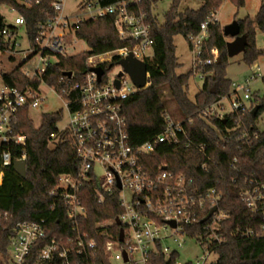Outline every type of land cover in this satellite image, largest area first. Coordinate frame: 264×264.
Masks as SVG:
<instances>
[{
    "label": "built area",
    "instance_id": "2783aa9c",
    "mask_svg": "<svg viewBox=\"0 0 264 264\" xmlns=\"http://www.w3.org/2000/svg\"><path fill=\"white\" fill-rule=\"evenodd\" d=\"M72 3L73 7L66 13L67 0H17L20 7H38L44 17L36 25L33 40L27 32L24 17L15 9L5 7L14 14L11 23H6L2 16L5 25L0 29V61L15 64L11 71L5 73L10 74L19 68L27 82L19 87L5 85L0 80L1 168L13 167L16 161H26V136L15 130L18 114L27 107L30 115L48 96L59 99L63 107L56 112L61 115V120L48 138V146L53 148L60 142L68 141L79 162L76 173L60 174L56 185L48 193L64 204L75 235L49 238L45 220L19 222L13 227L6 264H24L30 251L38 246L40 250L35 264H93L90 258L95 255L97 242L78 229L79 219L86 218L87 214L79 200V193L87 183L95 184L99 204L106 196L116 193L121 209L116 218L96 224L105 238L103 248L110 264H154V259L160 256L165 261L175 257L173 264L215 263L217 255L214 248L224 243L221 223L228 218V213L217 207L222 193L210 188L201 194L186 174L168 171L166 166L151 171L146 160L157 144H173L188 149L192 142L183 127L186 120L174 117L166 110L162 114L164 130L152 143L133 146L128 135L122 104L149 86V74L146 71L145 85L139 89L122 63L133 59L146 65L153 57L154 42L144 12L136 10V0L108 6L101 5L99 1L72 0ZM108 16L113 18L118 38L125 45L107 53L89 55L83 74L78 77L69 72L70 76H66L64 74L68 72H64L59 89L48 85L44 75L49 67L56 64L59 58L72 57L67 49L73 41L79 40L74 27ZM216 22L215 14H212L200 25L197 34L186 37L193 55L191 73L201 81L206 77L207 68L218 59L216 48L205 49L209 39L208 28L217 25ZM205 52L207 57H204ZM16 57L17 62H13ZM113 68H118L115 76L110 75ZM96 69L103 71L100 77ZM263 80L264 71L257 60L243 84L232 82L229 95L210 106L203 120L207 115L225 121L230 114H244L253 100L252 87L261 83L264 88ZM63 110L67 120L60 127ZM235 124L238 128L242 126L240 120ZM253 139H257V134L253 135ZM250 140V133L242 131V145H249ZM18 148L20 154L16 156L13 150ZM199 150L202 151L203 147L200 146ZM233 162L237 160L233 159ZM2 176L1 172L0 182ZM239 199L254 220L261 218L264 221V180L243 175ZM213 207L216 210L205 220L204 233H192ZM113 226L119 229L116 237L107 231ZM120 230L123 232L122 241L119 240ZM240 233L246 238L264 237V222L256 229L248 228ZM166 241L175 248L164 246ZM187 241L194 242L202 254L181 263L179 251Z\"/></svg>",
    "mask_w": 264,
    "mask_h": 264
},
{
    "label": "trees",
    "instance_id": "16d2710c",
    "mask_svg": "<svg viewBox=\"0 0 264 264\" xmlns=\"http://www.w3.org/2000/svg\"><path fill=\"white\" fill-rule=\"evenodd\" d=\"M84 2L99 1L108 6L127 0H83ZM136 10L144 12L151 27L153 39V57L146 63L149 74V86L139 91L122 104V112L127 120L128 135L133 146L152 143L164 130L162 114L168 110V104L174 105L170 114L184 118L183 124L187 138L192 142L188 149L173 144H157L153 152L146 157L151 171L159 166H166L168 171L186 174L194 181L201 194L210 188L222 193L217 203L219 210L228 213V218L221 223L224 243L215 247L217 260L213 264H264V237H243L240 231L257 228L263 224L261 218L255 220L239 199L242 188V176L250 175L264 180V129L257 127L258 119L264 114V93H254L250 109L244 114L233 113L224 120L209 115L203 120L207 109L221 98L229 95L232 82L226 76L228 57L226 39L223 30L217 25L208 28L209 39L205 43L208 51L216 48L220 62L207 68L200 91L194 100L188 98V82L192 75H177L178 68L175 55L174 37L197 34L200 25L215 14L222 5L221 0H200L198 9L186 8L179 10L185 0H171L163 22L154 14L160 0H136ZM236 6L244 5V0H230ZM15 9L26 21L27 32L33 40L36 25L44 17L38 7L29 9L20 7L17 0H0V8ZM241 34L248 37V46L242 54V61L247 66L253 65L262 55V50L255 47V30L264 33V6L262 5L253 19L245 18L238 21ZM4 19L0 14V29L4 27ZM77 39L82 40L89 48L88 53H80L69 58H59L58 62L49 67L44 75L48 85L60 88V77L64 72H73L76 76L83 74L85 62L89 55L107 53L125 45L118 38L113 18L104 17L97 20L82 22L74 27ZM207 57V52L204 53ZM0 80L8 86H22L27 82L20 69L10 74L0 67ZM264 84V80H263ZM167 93V96L164 95ZM259 109L253 116V108ZM61 120L58 113L44 114L41 125L36 128L29 117L28 108L18 114L16 132L26 136V178L21 179L13 167L1 168L3 173L0 182V264L7 263L8 246L13 237V227L19 222H40L45 220L48 237H73L72 222L67 218L63 203L50 197L48 193L57 183L60 174H75L79 165L76 154L68 141L60 142L51 148L48 138L55 132V126ZM240 120L242 126L235 122ZM191 121V122H189ZM250 133L249 145L240 142L242 131ZM257 134V139L253 135ZM219 136L221 139H219ZM203 150L200 151L199 147ZM14 155L20 154L19 148L13 150ZM233 159L237 162L234 163ZM79 200L86 209V218L79 219L78 229L81 234L97 242L93 264H110L104 252L105 238L96 224L109 221L121 212L117 203L116 193L106 196L102 204L97 201V189L94 183H87L79 193ZM205 220H201L192 233L203 234ZM118 227H108L107 231L116 237ZM39 246L30 251L24 264H35ZM175 257L165 261L163 257L154 259V264H173ZM54 264H61L56 262Z\"/></svg>",
    "mask_w": 264,
    "mask_h": 264
},
{
    "label": "rangeland",
    "instance_id": "374dc122",
    "mask_svg": "<svg viewBox=\"0 0 264 264\" xmlns=\"http://www.w3.org/2000/svg\"><path fill=\"white\" fill-rule=\"evenodd\" d=\"M222 1V0H221ZM199 0H186L181 3L179 10L183 11L186 8L195 9L199 5ZM171 4V0H160L154 9V14L160 22H163V18L165 13L168 11ZM264 4V0H244L243 6H236L232 1L225 0L222 1V5L220 6L217 14L215 13V18L217 19V26L221 30L227 25H230L234 21L238 22L244 20L245 18L253 19L257 12L259 11L260 7ZM73 7L72 0H67L66 5V13H69L70 9ZM0 14L5 18L6 23H11L14 18V14L9 12L5 7L0 8ZM227 42H230L231 38H225ZM174 46H175V53L179 58V62L181 67L177 70L178 74H185L190 71L191 66V54L189 53L188 45L186 39L181 36L174 37ZM255 47L257 49L262 50V55L258 59V63L261 66L262 70L264 71V33L259 30H255ZM89 48L85 44L84 41L76 40L73 41V44L70 48L67 49V53L69 56H75L80 53H88ZM16 59L13 62H17ZM253 65L247 66L242 61V55L236 56L232 59H228V65L226 67V76L231 82L235 84H243V81L247 75L250 73V69ZM0 67L5 72L11 71L15 64L8 65V63L3 60L0 61ZM118 73V68H113L110 72L111 76H115ZM202 86L201 80L194 79L193 76L190 77L188 83V98L190 101L194 100L195 95L198 93V90ZM252 94L259 93L262 95L264 93V88L261 83H257L252 87ZM167 96V93H164ZM252 97V96H251ZM252 99H250L251 102ZM62 103L59 99H56L52 96H48L44 103L41 104L36 109H33L30 112V119L32 120L34 126L38 128L41 125L42 117L44 114H52L58 112L62 109ZM169 112L174 111V105L168 104ZM176 117V116H174ZM67 114L66 111L63 110V120L60 123V127H63L66 124ZM257 127L260 130L264 129V114L258 119ZM164 246H169L170 248L174 249L175 246L166 241ZM180 252V259L179 262L186 263L190 260H193L195 257L200 256L202 254L200 248H198L194 242L187 241L183 248L179 251Z\"/></svg>",
    "mask_w": 264,
    "mask_h": 264
},
{
    "label": "water",
    "instance_id": "95a60500",
    "mask_svg": "<svg viewBox=\"0 0 264 264\" xmlns=\"http://www.w3.org/2000/svg\"><path fill=\"white\" fill-rule=\"evenodd\" d=\"M264 6V4H263ZM223 36L225 38H231L232 40L230 42L226 43V53L227 57L229 59H232L236 56L244 54L247 46H248V37L246 34H241L239 23L234 21L230 25H227L223 28ZM220 62V59L218 58L216 60V64ZM125 70L128 72L132 82L134 85L141 89L145 85V74H146V65L144 63L137 62L133 59H128L122 63ZM98 76L100 77L103 73L101 69L95 70ZM66 76H70V73L64 74ZM116 86H118V83H116ZM259 107L255 106L251 112V114L254 116L256 112L258 111ZM13 170L19 176L21 179L26 178V161H16L13 164ZM216 210V207H213L207 217L204 220H207L212 213ZM123 238V232L120 230L119 233V240L122 241ZM124 259L127 261L126 255L124 254Z\"/></svg>",
    "mask_w": 264,
    "mask_h": 264
},
{
    "label": "crops",
    "instance_id": "0c3cea01",
    "mask_svg": "<svg viewBox=\"0 0 264 264\" xmlns=\"http://www.w3.org/2000/svg\"><path fill=\"white\" fill-rule=\"evenodd\" d=\"M186 1V0H185ZM184 2V1H183ZM199 5H198V7L197 8H195V9H198L201 5H202V2L199 0ZM216 14H217V12H216ZM187 45H188V43H187ZM188 49H189V53L191 54V66H190V71L189 72H191L192 71V62H193V55H192V53H191V50H190V47H189V45H188ZM175 55H176V53H175ZM176 59H177V64H178V68L176 69V71H175V73L177 74V75H181V74H178L177 73V70L181 67V64H180V62H179V58L177 57V55H176ZM189 72H187V73H189ZM187 73H185V74H187ZM191 76H193V75H191ZM194 77V76H193ZM194 79H196V80H199L198 78H196V77H194ZM189 83V82H188ZM202 83H203V81H202ZM202 87V86H201ZM201 89V88H200ZM200 89L198 90V92L200 91Z\"/></svg>",
    "mask_w": 264,
    "mask_h": 264
}]
</instances>
